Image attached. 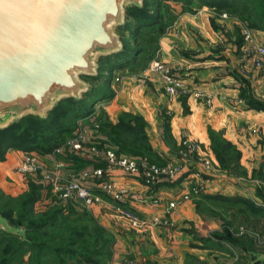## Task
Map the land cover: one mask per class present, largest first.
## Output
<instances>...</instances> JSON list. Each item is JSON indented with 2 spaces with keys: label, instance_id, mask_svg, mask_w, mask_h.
<instances>
[{
  "label": "rangeland",
  "instance_id": "374dc122",
  "mask_svg": "<svg viewBox=\"0 0 264 264\" xmlns=\"http://www.w3.org/2000/svg\"><path fill=\"white\" fill-rule=\"evenodd\" d=\"M233 1L235 3L234 7L241 6L243 3L242 0H232V2ZM246 2L248 4L247 7L251 9V16L255 19L259 13L258 7L260 4L264 5V0H253L252 2L251 0H247ZM141 3L147 7L148 11L152 13V16H155L154 18H158V24L154 25L152 28H142L136 39L129 35L127 31L116 30L115 28V33L119 36L120 42L138 49V53L134 54V61L131 66L120 67L116 70H110V72L104 69L108 68L105 62H97V65L103 68V70H98L97 68L96 74L98 78H112L113 80L110 85L102 83L101 81L89 80L81 76L84 81L89 84L100 86L104 90L112 92V95L109 99L104 101L98 103L94 101L90 103L91 110L89 114L78 119H73L71 124L74 128L73 131H75L77 127L87 125L86 122L88 118L94 116L95 121L99 123V131L107 141L109 140L113 145L119 146L125 154L135 156L145 155L150 158V156L155 154L152 143L158 144L159 139L161 141L163 140L165 143H169L170 140H173V136L164 118V108L166 107L163 99V95L165 94L163 86L161 83L159 86L154 85V83L152 84L147 80V78H162V76L158 73L147 74V76L144 77L145 81L142 83L144 86H135V84L129 82L128 78H135V76L142 75L148 63L155 57L162 61L169 72L175 73L180 77L183 71L181 70L182 63L174 61L173 58L177 56L182 58L178 54H185L190 50L184 49L185 51L183 52V49H178L180 50L179 53L171 57L164 54V49L168 48H164L162 42L164 37L167 38L165 34L168 32L169 27L179 19L181 13L194 15L197 14L199 10H208L214 13L215 19H231L232 21H236L238 26L233 32H235L238 37L241 36L240 24H247L249 27H253L248 20L244 18L241 19V17L234 12L233 7L227 6L220 8L209 6L204 4L202 0H186L182 2L181 0H141ZM131 12V8H125V17L127 21L132 20ZM223 12L227 14L226 18L221 17V13ZM216 23L219 25L218 22ZM211 24H215V21H211ZM219 27L222 30L228 29L227 23L223 26L219 25ZM253 29L260 31L258 33L260 36H264V30ZM174 38L177 44H179V37ZM182 45L185 44L182 43ZM190 54L195 55L194 53ZM128 89L130 90V97L128 100L131 102L134 112H119L116 122L113 123L108 120L106 110L114 109L115 112V110H117V102H125V100L121 98V94H125ZM156 93L159 94L157 95ZM248 97L254 102L264 104L263 92L259 94H248ZM242 99V106H244V109L253 111L251 115L249 114V124L245 125L243 123V126L245 125L244 131L245 133H249V137L253 136L252 140L258 144V147L264 150V136L257 132L264 124V107L257 105L256 107L248 108L246 99L243 97ZM157 108L161 109L157 112ZM119 118L131 121L133 124L132 126L141 129L136 130V132L134 130L129 131L127 128L121 132L111 129V125L116 124ZM255 118H257V120ZM207 133L210 141L209 146L205 148V153L210 158L213 166L212 170L204 173L205 179L209 180V187H207L206 191L209 198L201 197L198 198V200H194L191 209L192 212L196 214L197 218L196 220H186L185 226H187V232L193 234L194 239L198 238L201 240V247H214L217 252L205 253L208 252L207 250L201 251L202 253L196 256L189 255L186 264H255L258 262L255 261V255L257 253H264V151L261 156L263 159L262 163L259 161L242 162L241 150L239 149L240 146L238 147L237 143L226 138L223 131H216L208 126ZM216 134H220L224 140L231 142L236 149L240 151V157L235 167L232 166V168L228 166L227 164L229 163L221 165L218 162L211 146L212 138H210ZM115 139H118L119 142L117 143ZM238 143L241 142L238 141ZM180 150H182V147L179 146V151ZM11 152H16V149H7L4 154V159L1 161L5 163V161L10 160L11 162L8 167L13 173L16 163L19 162L21 158L19 155H11ZM30 153L40 154L37 151H32ZM154 159L155 158H153V160ZM31 186H36L38 188L37 193L39 196L38 202L34 205L33 219H39V217L42 216V214L40 215L39 213L45 211L47 206L55 203H62L61 200L54 197L51 192V187L44 183L38 176L31 178V176L11 174V176L8 177L5 176L3 172H0V207L9 209L8 211L13 209V219H17V214L21 209V200L30 191ZM238 188H242L244 191ZM198 195L200 196L202 194L191 193L190 199L188 200H192ZM82 216L83 217L78 220V224H86L88 227H91L93 222L89 219V216L87 214H82ZM93 218L98 224L100 223L97 217L93 216ZM22 225L24 226V224ZM80 228L73 229V224L67 221V219H64L63 221L56 222L55 225L47 229H41L36 235L31 237L28 236V240L30 243L41 244L40 249L43 248V250L38 253H35L36 251L24 252L21 263L14 261L10 262V264H74L72 258H70V251L84 253V251L94 248V244L99 246L102 244L101 241L95 242L92 236L82 235L84 226ZM88 231H90V229H88ZM11 249V247L8 248L7 254L10 253ZM56 251L63 252L64 255H59ZM61 255L62 257H60Z\"/></svg>",
  "mask_w": 264,
  "mask_h": 264
},
{
  "label": "crops",
  "instance_id": "0c3cea01",
  "mask_svg": "<svg viewBox=\"0 0 264 264\" xmlns=\"http://www.w3.org/2000/svg\"><path fill=\"white\" fill-rule=\"evenodd\" d=\"M215 18L214 13L208 10H199L194 15L181 13L179 19L166 32L167 38H163L162 45L164 48H168L164 49V54L168 56H176L180 51L178 49H183V52L185 50L190 51L185 54L179 53L178 55L182 58L178 56L173 58L174 61L182 63L181 70L183 71L180 74V79L183 88L180 94L173 98L163 95L166 107H163L165 123L168 124L173 140L165 143L158 137V144L152 143L155 154L150 156L151 161L163 163L179 160V146L181 147L180 141L183 137L197 141L199 146L206 151L205 148L209 146L210 141L207 127L210 126L216 131H223L226 138L241 147L239 149L241 150L242 162L259 161L262 163L261 156L264 150L252 140L253 136L249 137V133L244 131L245 125L250 122L249 114L251 115L253 111L244 109L242 95L264 93V76L260 70L253 66L251 59L243 51L240 43L241 36L238 37L233 32L238 26L237 22L231 19ZM213 20L215 24H211ZM216 22L220 26L227 23L228 29H220ZM259 32L257 30V34ZM258 36L264 42V36H260V34ZM174 37H179V44ZM128 79L135 86H144L143 82L134 78ZM147 80L154 85H161L160 78H147ZM197 92L204 95L198 96L196 95ZM208 96H210L209 103L206 101ZM129 97L130 90L128 89L125 94H121V98L125 102L119 103L118 101L115 112L114 109L106 110L108 120L115 123L119 112H134L131 102L128 100ZM161 108H157L156 111L158 112ZM145 119L147 120V117ZM255 119L257 120V118ZM92 121H95L94 116L92 118L90 116L86 124L89 125ZM11 153V155H19L20 158L26 155H34L43 167L50 169L53 168L56 161L62 162L64 166L61 168L60 174L63 178L67 177L73 170H90L102 165L101 160L75 155L70 157L71 154L53 156L50 153L33 154L20 150ZM152 157L155 159L153 160ZM10 162V160L5 161V163L1 161L0 172L8 177L11 174L22 176L15 170L12 173L8 167ZM111 175V179L116 184L125 186L139 197L142 194L153 192L160 195L162 203L155 210L148 209L139 200H133V202L125 205L139 218L163 217L166 203L177 197L178 194L191 190V181L193 180L192 173L188 171L179 175L176 181H163L154 190H149L135 178L119 172H112ZM202 177L205 182L201 194H206L209 180L205 179V174ZM94 180L91 181L95 183ZM54 197L57 198L55 195ZM196 197L181 203L176 211L171 214V219L174 222L172 228L153 226L138 231L120 220L119 216L113 213L111 209L98 210L95 217L100 222L99 224L108 229L115 237L112 256L107 264H186L189 255L196 256L201 254V251L207 250L208 252L205 253L217 252L214 247H201V240L194 239L193 234L187 232L186 220H196L197 218L191 209L194 200L201 198V195Z\"/></svg>",
  "mask_w": 264,
  "mask_h": 264
},
{
  "label": "water",
  "instance_id": "95a60500",
  "mask_svg": "<svg viewBox=\"0 0 264 264\" xmlns=\"http://www.w3.org/2000/svg\"><path fill=\"white\" fill-rule=\"evenodd\" d=\"M141 0H0V128L45 117L57 101L80 98L100 58L121 49L115 28ZM0 230L24 236L0 215ZM255 261H264L257 253Z\"/></svg>",
  "mask_w": 264,
  "mask_h": 264
},
{
  "label": "built area",
  "instance_id": "2783aa9c",
  "mask_svg": "<svg viewBox=\"0 0 264 264\" xmlns=\"http://www.w3.org/2000/svg\"><path fill=\"white\" fill-rule=\"evenodd\" d=\"M221 17L226 18L227 14L223 12ZM240 30L243 51L251 59L253 66L264 76V42L259 38L257 30L247 24H240ZM149 73H158L162 76L160 80L166 95L173 98L180 94L183 88L180 77L169 72L159 58H153L142 75L135 76L134 79L144 82V77ZM196 95L204 94L197 92ZM206 101L210 102V96L206 98ZM89 125L77 127L72 135L68 136L62 144L54 147L50 154L53 156L71 154L94 158L101 160L102 165L99 167L90 170H73L63 178L60 174L64 166L62 162L56 161L50 169L43 167L34 155H26L16 163L15 171L19 175L31 176V178L38 176L51 187L53 194L59 200L72 204L76 209L87 211L94 217L98 210L109 208L119 216L120 220L138 231L153 226L174 227L171 214L182 202L190 199L191 193L202 192L205 182L202 176L206 171L213 169L210 158L199 143L189 137H183L180 141L182 147L180 159L157 163L145 155L135 156L118 151L99 131L98 122L92 121ZM257 132L264 136V124ZM188 171L193 175L191 190L169 200L163 217L139 218L125 207L133 200H139L148 209L155 210L162 203L160 195L153 192L139 197L111 179L112 172H119L139 180L149 190H154L159 183L174 181L179 175ZM92 179H95V183L91 181Z\"/></svg>",
  "mask_w": 264,
  "mask_h": 264
},
{
  "label": "trees",
  "instance_id": "16d2710c",
  "mask_svg": "<svg viewBox=\"0 0 264 264\" xmlns=\"http://www.w3.org/2000/svg\"><path fill=\"white\" fill-rule=\"evenodd\" d=\"M182 1L186 0H181V2ZM242 1L243 3L241 6L234 7L235 3L234 1L232 2V0H202L204 4L209 6L220 8L227 6L233 7L234 12L237 13L241 19L244 18L248 20L253 28L264 30V5L260 4L258 7L259 13L254 19V17L251 16V9L247 7V0ZM252 1L253 0H251V2ZM128 8L132 9V20L127 21L125 17L123 24L116 30H125L134 39L137 38L142 28H152L159 22L158 18H154L155 16H152V13L142 4L140 7H126V9ZM241 42L242 40L240 43ZM121 44L122 46L119 51L106 55L98 61L105 62L108 68L104 69H107L109 72L110 70H116L120 67L131 66L134 61V54L138 53V49L130 47L123 42H121ZM98 70H103L102 66L98 65ZM83 77L93 81H101L107 85H110L113 80L112 78H98L97 74L93 77ZM111 95L112 92H108L95 84H90L89 89L80 98L69 97L57 101L52 109L47 112L45 117L28 114L11 122L5 128H0V161L4 159V154L9 148L20 150L25 153H30L32 151H37L40 154L50 153L54 147L62 144L68 136L72 135L74 128L71 122L73 119L88 115L91 110L90 103L94 101L96 103L104 101L109 99ZM242 97L246 99L248 108L256 107L257 105L264 107V104L254 102L248 95H242ZM132 125L131 121L119 118L116 124L111 125V129L120 132L126 128L129 131L134 130L135 132L141 129ZM210 138H212L211 146L218 162L221 165L229 163L227 164L228 166L235 167L240 157V151L237 150L231 142L224 140L220 134H216ZM115 141L117 143L119 142L118 139H115ZM108 142L112 144L109 140ZM114 147H116L118 151H122L119 146L114 145ZM72 156L73 155H70V157ZM37 191L38 188L36 186H31L30 191L22 198L21 209L17 214V219L12 218L13 209L8 211L9 209L0 207V215L4 217L10 225L21 227L24 230L23 237L0 230V264H10V262L14 261L21 263L24 252H41V250H43V248L40 249L41 244L30 243L28 236L31 237L36 235L41 229H47L55 225L56 222L63 221L64 219H67V221L73 224V229L84 226L82 235L92 236L95 242H102L100 246L94 244V248L86 250L84 253L70 251L72 256H70V258H72L74 264H107L112 256L115 241L114 235L108 229L98 224L88 212L76 209L72 204L63 201L62 203H55L47 206L45 211L39 213L40 215L42 214V216L39 215V219H33L34 205L39 200ZM201 197L209 198V195L202 194ZM82 214H87L89 216V219L93 222L91 227H88L86 224H80L82 226L78 224V220L83 217ZM22 224H24V226ZM88 229H90V231H88ZM9 247L12 249L10 253L7 254ZM56 252H58L59 255H64L63 252ZM62 255L60 257H62ZM255 264H264V261H258Z\"/></svg>",
  "mask_w": 264,
  "mask_h": 264
}]
</instances>
